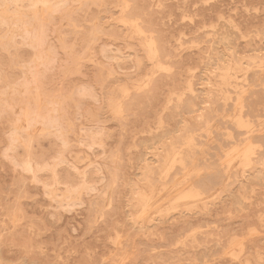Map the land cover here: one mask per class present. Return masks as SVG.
I'll list each match as a JSON object with an SVG mask.
<instances>
[{"label":"rangeland","instance_id":"1","mask_svg":"<svg viewBox=\"0 0 264 264\" xmlns=\"http://www.w3.org/2000/svg\"><path fill=\"white\" fill-rule=\"evenodd\" d=\"M21 2L0 0V264H264V0Z\"/></svg>","mask_w":264,"mask_h":264},{"label":"bare ground","instance_id":"2","mask_svg":"<svg viewBox=\"0 0 264 264\" xmlns=\"http://www.w3.org/2000/svg\"><path fill=\"white\" fill-rule=\"evenodd\" d=\"M13 1H15V0H13ZM16 1H17V0H16ZM21 1L24 2V0H21ZM29 1H30V0H29ZM39 1H40V0H39ZM49 1H50V0H49ZM60 1H61V0H60ZM3 2H5V0H3ZM18 2H19V1H18ZM23 2H21V3L23 4ZM43 2H44V1H43ZM46 2H47V1H46ZM46 2H44V3H46ZM30 3H31V2H30ZM30 3H29V5H30ZM32 3H34V4H32V5H36V4L38 5V3L34 2V1H33ZM41 3H42V2H41ZM51 3H52V2H51ZM53 3H54V2H53ZM57 3H58V2H57ZM123 3H124V2H123ZM126 3H127V2H126ZM16 4H17V3H16ZM22 4L20 5L21 7H23ZM39 4H40V3H39ZM127 4H128V3H127ZM23 5H24V4H23ZM25 5H27V4H25ZM53 5H54V9H55L56 6H55V4H53ZM27 6H28V5H27ZM27 6H25V7H27ZM44 6H45V5H44ZM121 6H122V5H121ZM28 7H29V6H28ZM30 7H31V6H30ZM30 7H29V9H30ZM51 7H53L52 4H51ZM51 7H50V8H51ZM50 8H49V9H50ZM19 9H20V8H18V10H19ZM45 9H46V8H45ZM45 9H44V10H45ZM52 9H53V8H52ZM14 10H15V9H14ZM18 10H17V11H18ZM56 10H57V9H56ZM122 10H123V9H122ZM45 11H46V10H45ZM54 11H55V10H54ZM125 11H126V10H125ZM18 12H19V11H18ZM25 12H26V11H25ZM27 12H28V11H27ZM32 12H33V11H32ZM124 13H125V12H124ZM34 14H35V13H34ZM34 14H33V15H34ZM46 14H47V13H46ZM49 14H50V13H49ZM35 15H36V14H35ZM37 16H38V15H37ZM45 16H46V15H45ZM45 16H44V17H45ZM125 16H126V15H125ZM127 16H128V14H127ZM18 17H19V16H18ZM34 17H35V16H34ZM39 17H40V16H39ZM47 17H48V16H47ZM42 18H43V17H42ZM52 18H53V17H52ZM126 18H127V17H126ZM128 18H129V16H128ZM30 19H33V18H30ZM35 19H36V18H35ZM43 19H44V18H43ZM48 19H49V18H48ZM48 19H47V20H48ZM33 20H34V19H33ZM49 20H50V19H49ZM19 21H21V18H20ZM25 21H26V19H25ZM35 21H36V20H35ZM40 21H41V20H40ZM51 21H52V20H51ZM121 21H122V20H121ZM21 22H22V21H21ZM23 22H24V21H23ZM26 22H27V21H26ZM48 22H50V21H48ZM2 23L5 24V22H2ZM6 23H7V22H6ZM41 23H42V22H41ZM23 24H24V23H23ZM35 24H36V22H35ZM37 24H38V23H37ZM45 24H46V23H45ZM48 24H49V23H48ZM48 24H46V25H48ZM132 24H133V23H132ZM137 24H138V23H137ZM127 25H128V24H127ZM138 25H139V24H138ZM24 27H25V26H24ZM36 28H37V27H36ZM36 28L34 27L35 30H36ZM40 28H41V27H40ZM43 28H44V27H43ZM32 29H33V28H32ZM38 29H39V28H38ZM142 29H143V28H142ZM35 30H34V31H35ZM45 30H46V29H45ZM45 30H42V31H45ZM144 30H145V29H144ZM144 30H143V31H144ZM23 31H24V30H23ZM25 31H26V29H25ZM25 31H24V32H25ZM30 31H32V30H30ZM30 31H28V32H30ZM37 31H38V30H37ZM39 31H40V30H39ZM135 31H136V30H135ZM45 32H46V31H45ZM31 33H32V32H31ZM141 33H142V32H141ZM12 34H13V33H12ZM35 34H36V32H35ZM37 34H39V33H37ZM43 34H44V33H43ZM43 34H42V35H43ZM45 34H46V33H45ZM45 34H44V35H45ZM139 34H140V33H139ZM8 35H9V34H8ZM24 35H25V34H24ZM24 35H23V37H24ZM42 35L40 36L41 38H42ZM44 35H43V36H44ZM30 36H31V35H30ZM30 36H29V37H30ZM38 36H39V35H38ZM6 37H7V35H6ZM40 37H39V38H40ZM14 38H15V36H13L12 41H13ZM24 38H26V37H24ZM30 38H31V37H30ZM33 38H34V37H33ZM36 38H37V36H36ZM39 38H38V40H39ZM148 38H149V37H148ZM6 39H7V38H6ZM26 39H27V38H26ZM45 39H46V37H45ZM33 40H34V39H33ZM38 40H37V41H38ZM37 41H34V42L37 44ZM43 41H44V40H43ZM45 41H46V40H45ZM7 42L9 43L8 40H7ZM10 42H11V41H10ZM34 42H31V43H34ZM40 42H41V41H40ZM40 42H39V43H40ZM8 43H6V44H8ZM29 43H30V41H29ZM155 43H156V42H155ZM36 44H32V45L35 46ZM39 45H40V44H39ZM156 45H157V44H156ZM157 55H158V54H157ZM153 57H154V56H153ZM160 67H161V66H160ZM237 67H238V66H237ZM239 67H240V66H239ZM241 68H242V67H241ZM243 68H244V67H243ZM239 69H240V68H239ZM239 69H238V70H239ZM226 73H227V72H226ZM224 76H225V75H224ZM228 76H229V75H228ZM235 76H236V75H235ZM224 79H225V78H224ZM228 79H229V78H228ZM234 80H235V79H234ZM241 80H242V79H241ZM222 82H223V81H222ZM234 82H235V81H234ZM237 83H239V81H238ZM240 83H242V82L240 81ZM240 83H239V85H240ZM233 84H234V83H233ZM233 84H232V86L235 85V84H234V85H233ZM224 85H226V84H224ZM239 87H240V86H239ZM235 88H236V87H235ZM235 88H233V89H235ZM189 89H190V88H189ZM237 89H238V88H237ZM190 91H191V90H190ZM251 94H252V93H251ZM251 94H250V95H251ZM246 96H247V95H246ZM248 96H249V95H248ZM248 96H247V97H248ZM195 97H196V96H195ZM245 98H246V97H245ZM245 98H244V99H245ZM244 101H245V100H244ZM32 103H33V102H32ZM39 104H40V103H39ZM193 104H194V103H193ZM33 105H34V104H33ZM243 105H244V102H243ZM27 106L29 107V105H27ZM190 106H191V105H190ZM31 108H32V107H31ZM31 108H28V109L30 110ZM34 109H35V106H33V109H31V110H34ZM54 109H55V108H54ZM54 109H53V110H54ZM191 110H192V109H191ZM41 111H42V109H41ZM55 111H56V110H55ZM194 111H196V110L194 109ZM29 112H30V111H29ZM192 112H193V110H192ZM192 112H191V113H192ZM189 113H190V112H189ZM203 113L206 114V112H203ZM37 114H38V113H37ZM201 114H202V112H201ZM201 114H200V115H201ZM207 114H208V113H207ZM246 114H247V112H246ZM25 115H26V114H25ZM40 115H42V114H40ZM208 115L211 116L210 113H209ZM23 116H24V115H23ZM37 116H38V115H37ZM47 116H48V115H47ZM50 116H51V115H50ZM203 116H207V115H203ZM212 116H213V113H212ZM242 116H244V115H242ZM48 117H49V116H48ZM48 117H47V118H48ZM53 117H54V115H53ZM55 117L57 118V116H55ZM45 118H46V117H45ZM51 118H52V117H50V119H51ZM199 118H200V117H199ZM207 118H208V117H207ZM209 118H210V117H209ZM239 118H240V117H239ZM33 119H34V117H33ZM48 119H49V118H48ZM53 119H55V118H53ZM200 119H201V118H200ZM203 119H204V117L202 118V121H203ZM51 120H52V119H51ZM209 120H210V119H209ZM46 121H47V119H46ZM46 121H45V122H46ZM49 121H50V120H49ZM55 121H56V120H55ZM55 121H54V122H55ZM198 121H199V119H198ZM202 121H201V124L203 123ZM205 121H206V120H205ZM205 121H204V122H205ZM34 122H35V121H34ZM45 122H43V123L45 124ZM51 122H52V121H51ZM250 122H251V120H250ZM252 122H253V121H252ZM27 123H28V122H27ZM30 123H31V122H30ZM56 123H57V122H56ZM56 123H54V125H55ZM203 124H204V123H203ZM250 125H251V124H250ZM58 126H59V125H58ZM202 126H203V125H202ZM240 126H241V125H240ZM27 127H29V126H27ZM55 127H56V126H55ZM14 129H15V128H14ZM16 129H17V128H16ZM256 129H258V128L255 127V130H256ZM241 130H242V128H241ZM241 130H239L238 133H240ZM237 131H238V129H237ZM243 131H244V130H243ZM243 131H242V132H243ZM15 132H16V131H15ZM15 132H14V133H15ZM253 132H254V131H253ZM253 132H252V133H253ZM11 133H12V132H11ZM14 133H13V135H14ZM179 133H180V132H179ZM244 133H246V132L244 131ZM244 133H243V134H244ZM16 134H18V133L16 132ZM18 135H19V134H18ZM18 135H17V136H18ZM241 135H242V134H241ZM258 136L260 137V135H258ZM258 136H257V137H258ZM244 137H245V136H244ZM246 137H247V136H246ZM248 137H249V135H248ZM257 137H252V138H253V140H254V138H256L255 140H257ZM263 137H264V136H263ZM263 137H262V138H263ZM15 139H17V137H16ZM13 140H14V139H13ZM251 140H252V139H251ZM253 140H252V141H253ZM255 140H254V141H255ZM258 140H259V139H258ZM261 140H262V139H261ZM261 140H260V141H261ZM263 140H264V139H263ZM263 140H262V141H263ZM15 141H17V140H15ZM20 141H21V140H20ZM240 141H241V140H240ZM243 141H245V140L243 139ZM243 141H241V142H243ZM260 141H259V143L261 144L262 141H261V142H260ZM21 142H22V141H21ZM23 142H24V141H23ZM25 142H26V140H25ZM245 142H246V141H245ZM256 142H257V141H256ZM256 142H255V143H256ZM263 142H264V141H263ZM250 143L252 144L253 142H250ZM255 143H254V144H255ZM257 143H258V142H257ZM248 144H249V143H248ZM238 145H239V144H238ZM240 145H242V143H241ZM262 145H263V144H262ZM239 147H240V146H239ZM249 147H250V146H249ZM262 147H263V146H262ZM252 148H253V147H252ZM260 148H261V147H260ZM256 151H257V150H256ZM260 151H261V150H260ZM263 151H264V150H263ZM263 151H261V152L263 153ZM257 153H258V152H256V154H257ZM263 154H264V153H263ZM225 155H226V154H225ZM254 155H255V153H254ZM259 155H260V154H259ZM178 156H179V155H178ZM260 156H261V155H260ZM262 156H263V155H262ZM184 157H186V156H184ZM254 157H255V156H253V158H254ZM180 158H181V157H180ZM251 158H252V157H251ZM260 158H261V157H260ZM262 158H263V157H262ZM257 159H259V157H258ZM257 159H256V160H257ZM14 160H16V159H14ZM143 160H144V158H143ZM179 160H180V159H179ZM179 160H178V161H179ZM260 160L262 161V159H260ZM24 161H25V160H24ZM145 161H146V158H145ZM183 161H184V160H183ZM188 161H189V160H188ZM190 161H191V159H190ZM251 161H252V160H251ZM253 161H255V160L253 159ZM16 162H17V160H16ZM16 162H15V163H16ZM18 162H19V161H18ZM26 162H27V161H26ZM181 162H182V161H181ZM256 162H257V161H256ZM20 163H21V162H20ZM30 163H31V162H29V164H30ZM250 163H251V162H250ZM16 164H19V163H16ZM24 164H26V163H24ZM145 164H146V162H145ZM254 164H255V163H254ZM260 164H263V163H260ZM31 165H32V164H31ZM31 165L28 167L29 169H30V167L32 168ZM257 165H258V164H257ZM263 165H264V164H263ZM26 166H28V164H26ZM181 166H182V168H181ZM181 166H180V168L183 169L184 166H183V165H181ZM21 167H22V165H21ZM146 167H148V166H146ZM254 167H256V166H254ZM261 167H262V166H261ZM26 169H27V168H26ZM26 169H25V170H26ZM29 169H28V170H29ZM184 169H185V168H184ZM260 169H261V168H260ZM260 169H258V170H260ZM30 170H31V169H30ZM256 170H257V167H256ZM257 172H259V171H257ZM257 172H256V173H257ZM262 172H263V171H262ZM254 173H255V172H254ZM259 173L262 174L261 172H259ZM232 175H233V174H232ZM258 176H259V175H258V173H257V177H258ZM260 176H261V175H260ZM260 176H259V177H260ZM263 176H264V172H263V174H262V177H263ZM260 179H262V178H260ZM263 179H264V177H263ZM196 190H197V189H196ZM201 192H202V191H201ZM201 192H199V193H201ZM200 195H201V194H200Z\"/></svg>","mask_w":264,"mask_h":264}]
</instances>
